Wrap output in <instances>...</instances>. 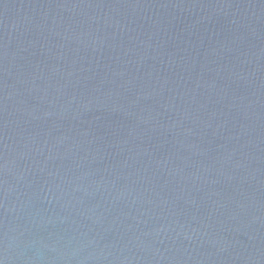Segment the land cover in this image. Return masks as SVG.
<instances>
[{
	"label": "water",
	"instance_id": "obj_1",
	"mask_svg": "<svg viewBox=\"0 0 264 264\" xmlns=\"http://www.w3.org/2000/svg\"><path fill=\"white\" fill-rule=\"evenodd\" d=\"M0 264H264V0H0Z\"/></svg>",
	"mask_w": 264,
	"mask_h": 264
}]
</instances>
